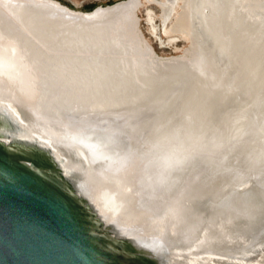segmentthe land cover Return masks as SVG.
I'll use <instances>...</instances> for the list:
<instances>
[{
	"label": "bare ground",
	"instance_id": "obj_1",
	"mask_svg": "<svg viewBox=\"0 0 264 264\" xmlns=\"http://www.w3.org/2000/svg\"><path fill=\"white\" fill-rule=\"evenodd\" d=\"M152 1L163 21L178 7L170 30L188 37L184 53L155 55L124 12L68 20L50 0H0V143L57 180L127 256L264 264V233L235 246L264 221V0ZM224 170L213 199L238 189L236 205L204 221L172 204ZM224 214L233 227L214 226Z\"/></svg>",
	"mask_w": 264,
	"mask_h": 264
},
{
	"label": "water",
	"instance_id": "obj_2",
	"mask_svg": "<svg viewBox=\"0 0 264 264\" xmlns=\"http://www.w3.org/2000/svg\"><path fill=\"white\" fill-rule=\"evenodd\" d=\"M130 3L131 0H120L104 6H94L88 11L60 8L62 10L60 12L68 20H88L96 15L115 16L124 12L126 14L124 29L131 32L134 31L135 24L139 26V18L136 17L138 5L134 7V17L128 11L131 8ZM151 48L153 49L152 46ZM127 51L130 59L134 58V55L138 57L136 48ZM144 53L148 56L146 51ZM147 60L152 64L149 62L150 57ZM211 137L208 136L207 139ZM24 158L27 159L28 156L10 153L0 143V264H169V260L163 258V253H158L160 250L152 253L150 248L143 250L133 247L131 253L133 255L127 256L119 248H115L114 244L109 246L108 236L95 229L91 219L86 216L84 209L73 196L57 180L35 171ZM225 174H227L225 170L216 171L209 176V181L203 178L206 184L197 190L183 192L176 190L178 195L183 194L187 198L178 199L172 204L177 210L178 208L182 210L184 206L188 207L190 218H194L193 216L199 218L202 213L204 221L211 212L224 209L228 204L234 205L233 198L240 193L238 189L228 194L226 200L224 199L225 204L219 202L216 204L213 199L214 184L224 181ZM249 180V187L253 184L251 181H257L253 177ZM249 189L255 190V187L252 185ZM261 199L255 201H262ZM242 204L244 205L243 202ZM233 219H235L233 214L231 216L224 214L216 218L214 226L221 229L233 227ZM257 224L258 226H255ZM252 225L251 228L256 227L255 230L246 224L236 226L239 228L248 226L250 229H244L246 230L243 232L244 242L239 238L235 246L244 245L245 241L248 242L249 236L251 238L257 235L259 238L264 233V221L254 222ZM231 242L234 241L222 240L220 246L230 247ZM249 244L250 242L248 246ZM187 258L185 257L183 261Z\"/></svg>",
	"mask_w": 264,
	"mask_h": 264
},
{
	"label": "rangeland",
	"instance_id": "obj_3",
	"mask_svg": "<svg viewBox=\"0 0 264 264\" xmlns=\"http://www.w3.org/2000/svg\"><path fill=\"white\" fill-rule=\"evenodd\" d=\"M57 3L63 8L73 9L77 11H88L94 6L113 3L120 0H50ZM159 1V0H158ZM148 8V9H147ZM152 16V22L147 20V12ZM175 8L166 20L163 21L161 16L160 4L156 1L141 0L138 5L137 16L139 18V26L136 27L138 33L142 36V40L155 53V55L167 58L184 53V48L188 47L189 39L180 32L170 30V26L174 21ZM137 18V19H138ZM153 26V27H152ZM187 45V46H186ZM153 47V49L151 48ZM185 48V50H186Z\"/></svg>",
	"mask_w": 264,
	"mask_h": 264
}]
</instances>
